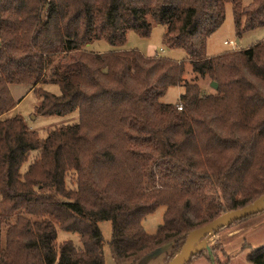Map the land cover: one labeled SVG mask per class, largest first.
Listing matches in <instances>:
<instances>
[{
	"label": "trees",
	"instance_id": "obj_1",
	"mask_svg": "<svg viewBox=\"0 0 264 264\" xmlns=\"http://www.w3.org/2000/svg\"><path fill=\"white\" fill-rule=\"evenodd\" d=\"M228 2L240 33L264 25V0H0V264H105V220L117 264L171 244L168 264L192 230L264 195V39L207 55ZM154 24L195 79L219 87L187 82L184 61L122 48L130 30L147 37ZM97 40L114 48L89 50ZM46 82L61 93L38 88ZM13 84L38 93V114L78 110L79 121L41 138L8 115L20 102ZM182 84L176 103L161 100ZM160 206L149 234L143 219ZM59 228L82 246L58 243ZM247 259L264 264V246Z\"/></svg>",
	"mask_w": 264,
	"mask_h": 264
},
{
	"label": "rangeland",
	"instance_id": "obj_2",
	"mask_svg": "<svg viewBox=\"0 0 264 264\" xmlns=\"http://www.w3.org/2000/svg\"><path fill=\"white\" fill-rule=\"evenodd\" d=\"M241 1L243 5H249L253 0ZM164 32L165 27L160 24H154L150 35L147 37H143L136 31L130 30L127 42L122 48H136L146 55L157 54L174 60L184 61L185 80L187 82H200L209 87L207 90L215 89L211 85L212 82H209L208 79L203 80V78H200L198 81L194 78L196 73L194 74L191 70L186 51L182 48H168L163 42ZM263 39L264 25L243 30L241 33L239 32L235 24L233 4L228 2L226 4L225 20L207 40V55L212 57L221 55L227 51L246 49ZM113 48L106 40H97L92 44H88V49L95 52H105ZM10 87L14 98L18 102L20 101V103L8 115H23L28 126L32 130L37 131L41 138H45L51 129L62 125L74 124L79 121L78 110L66 115L38 114L37 107L41 104V97L36 91H29V86L24 84H13ZM39 87L57 95L61 93L60 85L57 83H41L38 85ZM184 88V84L170 87L161 100L165 103H176L184 92ZM38 156V150L31 151L28 161L23 165V171ZM122 174L128 177L130 183L133 182L134 172L129 168V165L123 167ZM165 209V206H160L143 219V226L146 232L149 234L156 233L158 226L163 222ZM99 226L104 236L103 252L105 264H117L113 258L109 244L112 238V224L110 221L105 220L101 221ZM66 239L73 240L77 247L82 246L78 233L68 232L59 228L57 242L59 243ZM196 245L198 248L197 252L186 264H217V256L223 262L229 257V264H253L248 261L247 256L252 251L264 246V211L229 227H222L210 235V237H204ZM171 251V244L164 245L135 264H166L167 257Z\"/></svg>",
	"mask_w": 264,
	"mask_h": 264
},
{
	"label": "water",
	"instance_id": "obj_3",
	"mask_svg": "<svg viewBox=\"0 0 264 264\" xmlns=\"http://www.w3.org/2000/svg\"><path fill=\"white\" fill-rule=\"evenodd\" d=\"M211 85L215 89L219 87L218 83L214 81ZM262 211H264V195L244 207L226 212L206 225L192 230L188 234L181 251L171 261H169L168 264H186L197 252L198 248L196 244L204 237L208 238L218 229L229 226L238 220L245 219Z\"/></svg>",
	"mask_w": 264,
	"mask_h": 264
},
{
	"label": "built area",
	"instance_id": "obj_4",
	"mask_svg": "<svg viewBox=\"0 0 264 264\" xmlns=\"http://www.w3.org/2000/svg\"><path fill=\"white\" fill-rule=\"evenodd\" d=\"M226 43H228V42H226ZM179 109H182V106H179Z\"/></svg>",
	"mask_w": 264,
	"mask_h": 264
},
{
	"label": "crops",
	"instance_id": "obj_5",
	"mask_svg": "<svg viewBox=\"0 0 264 264\" xmlns=\"http://www.w3.org/2000/svg\"><path fill=\"white\" fill-rule=\"evenodd\" d=\"M153 55H154V54H153ZM29 91H32V90H29ZM29 91H28V92H29ZM24 97H25V96H24ZM24 97H23V98H24ZM23 98H22V99H23ZM19 103H20V102H19Z\"/></svg>",
	"mask_w": 264,
	"mask_h": 264
}]
</instances>
